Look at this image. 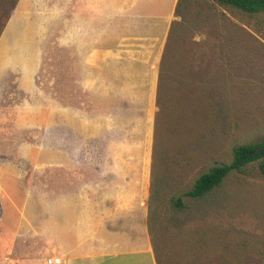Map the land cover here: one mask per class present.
Returning <instances> with one entry per match:
<instances>
[{
	"label": "rangeland",
	"instance_id": "1",
	"mask_svg": "<svg viewBox=\"0 0 264 264\" xmlns=\"http://www.w3.org/2000/svg\"><path fill=\"white\" fill-rule=\"evenodd\" d=\"M112 52L119 62L144 66L153 80L150 187L143 214L152 253L121 255L119 262L264 264V175L255 164L244 173L230 171L201 198L183 195L201 173L229 163L235 146L264 138V18L213 0H0V75L9 63L34 64L46 92L52 79L59 87L72 75L67 84L71 81L74 120L88 114L92 130L96 81L115 60ZM80 76L89 86H82ZM3 83L9 84L0 77ZM0 109L8 115L0 116V131L8 134L0 135L8 147L1 150L8 164L0 170L5 191L0 250L10 237L9 264H22L13 239L17 232L44 237L47 200L35 194L40 213L27 216L18 230L20 215L6 194L23 203L14 168L47 158L51 136L44 126L21 129L16 107L1 102ZM58 137L70 144L72 157L96 158V139L84 146L78 131L62 130ZM35 250L42 262L60 256L64 264L59 247Z\"/></svg>",
	"mask_w": 264,
	"mask_h": 264
},
{
	"label": "crops",
	"instance_id": "2",
	"mask_svg": "<svg viewBox=\"0 0 264 264\" xmlns=\"http://www.w3.org/2000/svg\"><path fill=\"white\" fill-rule=\"evenodd\" d=\"M112 54L115 60L105 66L106 73L98 74L96 81L95 130L88 128L93 120L88 114L74 120L72 75L59 87L55 84L57 80L52 79L53 86L46 92L34 64L9 63L1 69L5 74L0 77L9 86L0 85V103L16 107L21 129L40 130L44 126L51 136L47 158L29 159L26 164L13 167L23 203H14L6 194L8 203L20 215L18 230L29 222L27 216L40 213L42 206L35 194L41 192L47 200L43 213L48 214L50 221L44 237L28 239L25 237L31 236L30 233L22 236L17 232L13 239L20 248L18 256L22 264H43L36 254L38 246L48 251L61 248L64 264H127L130 260L119 262L118 258L152 253L143 214L150 187L153 80L141 64H128L124 59L119 62L118 54ZM85 78L80 76L84 88L89 86ZM11 100L14 102L9 103ZM0 116L8 117L7 112ZM62 130L69 135L78 131L84 141L80 145L87 146L85 143L96 139V158L72 157L70 144L58 137ZM0 135L8 134L0 131ZM6 145V141L4 144L0 141V151L7 150ZM1 159H4L2 151L0 170L8 164ZM4 192L0 183V197ZM2 213L0 201V231ZM10 241L7 236L0 250V264H9ZM138 261L146 264L145 260L138 258Z\"/></svg>",
	"mask_w": 264,
	"mask_h": 264
},
{
	"label": "trees",
	"instance_id": "3",
	"mask_svg": "<svg viewBox=\"0 0 264 264\" xmlns=\"http://www.w3.org/2000/svg\"><path fill=\"white\" fill-rule=\"evenodd\" d=\"M216 3L234 8L247 15H260L264 18V0H213ZM255 164L259 173L264 175V138L234 147L229 163L218 164L201 173L193 182L190 189L183 195L192 198H201L217 187L224 177L235 171L244 173L247 166ZM175 205L180 207L181 200L176 198Z\"/></svg>",
	"mask_w": 264,
	"mask_h": 264
},
{
	"label": "built area",
	"instance_id": "4",
	"mask_svg": "<svg viewBox=\"0 0 264 264\" xmlns=\"http://www.w3.org/2000/svg\"><path fill=\"white\" fill-rule=\"evenodd\" d=\"M60 257L58 256H49L45 258V264H60Z\"/></svg>",
	"mask_w": 264,
	"mask_h": 264
}]
</instances>
